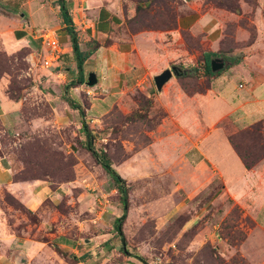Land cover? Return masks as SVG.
<instances>
[{"label": "rangeland", "instance_id": "obj_1", "mask_svg": "<svg viewBox=\"0 0 264 264\" xmlns=\"http://www.w3.org/2000/svg\"><path fill=\"white\" fill-rule=\"evenodd\" d=\"M146 1H118L124 18L116 32L124 36L161 33L165 37L158 47L167 59L154 63L140 86L127 90L119 100L114 97L105 107L99 100L106 89H90L92 86L85 84L88 72L83 84L79 78L71 80L73 72L66 68L72 67L75 55L61 59L60 69L53 70L43 65L45 50L39 40L31 39L30 46L22 44L13 53L2 46L1 35L12 31L7 16L23 18L13 11L24 14L36 31H46L53 22L61 24L63 20L55 3L43 0L45 7L39 9L41 0H0V85L19 107L11 129L0 125V156L9 160L16 182L48 186L36 212L10 189L0 187V220L10 232L37 240H53L50 234L61 231L70 237V243L80 242L82 249L87 244L84 239L102 231L109 237L104 250L113 252L107 264H121L125 258L132 264H264V253L255 249L259 242L264 246V238L259 241V236H254L256 224L223 194L220 180L215 178L202 190L190 188L188 183L195 174L189 171L191 177H186L176 172L177 167L167 169L158 144H153L167 117L161 104L164 88L157 91L153 77L172 65L188 74L177 80L185 92L228 89L227 95L235 102L217 99L204 105L203 128H210L231 106L240 115L239 126L264 116V80L257 78L264 77V0H234L237 12L199 0L204 3L202 11L213 13L218 20L215 50L203 32L180 29L178 22L174 29L145 26L148 22L161 27L164 24L153 20L159 15L166 19L170 13L178 21L191 13L186 3L195 0ZM138 2L143 6L149 3V10L137 13ZM56 34L61 41L66 39L64 30H56ZM142 38L138 36L137 42L145 45ZM77 39L85 49L84 40ZM70 42L72 46L71 38ZM205 51L216 52L228 65L219 74H204ZM251 74L257 78L254 86L249 85ZM66 85L76 89H65ZM249 89L253 90L249 93ZM188 120L184 118L186 123ZM83 125L92 135L94 148L106 152L125 181L128 208L120 233L114 225L123 214L120 194L86 147L89 137ZM219 126L225 134L236 129L229 120ZM221 128L215 127L210 138H219ZM12 197L19 201L18 206L11 204ZM253 197L264 198V185ZM69 256L70 264L74 261Z\"/></svg>", "mask_w": 264, "mask_h": 264}, {"label": "crops", "instance_id": "obj_2", "mask_svg": "<svg viewBox=\"0 0 264 264\" xmlns=\"http://www.w3.org/2000/svg\"><path fill=\"white\" fill-rule=\"evenodd\" d=\"M50 1L55 3L58 12L60 10L58 0ZM118 1L65 0L72 19V26L75 31L79 32L77 37L80 36L84 40L83 44H86L85 49H82L80 43V50L85 51L91 48L92 41L99 43L92 54L84 60L82 70L78 69L76 58L72 62V67L66 69L73 72L71 80L79 78L82 81L85 73L94 72L97 83L89 88L106 89L104 97L99 100L105 107L108 106V102L119 100L127 90L140 86L147 79L154 63H158L162 58L167 59V56H163L162 49L158 47L162 38L165 37L161 33L148 31L124 36L116 32V27L122 23L124 18L123 12L119 11ZM191 2V5L186 3L191 13L180 17L177 21L178 26L180 29L190 30L193 34L203 32L205 39L210 41V47L215 50L214 47L218 39L216 35L218 20L213 13L202 11L203 2L199 0ZM43 6L45 7L41 0L39 9H42ZM22 15L21 20L7 16L12 31L7 36L1 35L3 48L7 52L13 53L22 44L28 43L30 46L31 39H36L39 40L46 54V47L40 38L43 31H36V28L31 27L32 23L26 21L24 14ZM52 25V28L49 29L54 30L55 33L56 30H64L66 33L65 40L61 41L58 37L62 53L50 66L54 70L60 69L61 59L74 55V53L64 21L61 19V24L53 22ZM138 36H143L142 40L145 41V45L137 42ZM106 39L110 41L105 42ZM87 42L89 43L87 44ZM50 67L48 66V68ZM60 73V71L57 72V76L61 75ZM257 78L264 80L262 75ZM257 78L251 74L248 79L249 85L254 86V81ZM177 80H179L178 76L163 85L161 104L167 117L162 121L158 131L159 135L153 144H158V153L167 164V169L173 170L174 167H177L176 172L179 175L185 174L186 177H191L189 171L195 174L191 177L192 181L188 183L190 188L202 190L215 178L219 179L223 194L230 197L234 204L242 209L243 214L250 216L256 224L254 236L256 238L259 236L260 241L261 238H264V198L260 200L253 197V194L264 185V158L251 169H246L219 123L229 120L236 129H242L259 120H264V116L258 119L253 118L248 123L239 126L240 115L236 113V107L231 106L230 111L218 117L210 128H203L201 124L203 119L200 117L204 105L216 102L217 99L235 104L233 98L227 95L229 90L208 89L205 93L188 94L180 88ZM68 85L65 86V89L69 87ZM72 87L74 86H70L68 89H76ZM240 87L243 86L240 85ZM252 90L249 89L248 92L250 93ZM114 97L116 98L113 99ZM18 108V103L8 99L3 91V86L0 85V125L4 130L11 129L13 122L18 119ZM197 111H199V117ZM258 111L259 109H256V112ZM187 117L189 120L186 123L184 118ZM215 127L221 128L220 137L210 138ZM205 140L207 141L205 142ZM0 187L10 189L32 212L38 210L43 201L42 192L48 188L47 185L38 182L14 181L13 171L6 156H0ZM21 195H26V197L23 199ZM50 235L53 236V240L49 241L18 235L7 230L5 224L0 220V264H69L67 262L71 258L69 255L74 261L70 264H107L106 262L111 260L113 252L104 250V242L109 237L102 231L93 233L89 239H84L87 242L84 249L76 240L70 243V237L68 238L61 231L57 230L56 233ZM100 244H103L102 248H99ZM57 249L67 255L63 256ZM255 249L260 254L264 253V246L261 242ZM80 254L82 256H79ZM125 260L127 259H123L120 263L132 264Z\"/></svg>", "mask_w": 264, "mask_h": 264}, {"label": "trees", "instance_id": "obj_3", "mask_svg": "<svg viewBox=\"0 0 264 264\" xmlns=\"http://www.w3.org/2000/svg\"><path fill=\"white\" fill-rule=\"evenodd\" d=\"M152 2L153 0H147ZM146 1V2H147ZM214 3L216 6L219 7H227L231 9L232 11H239V6L237 4V1L234 0H207ZM59 5L60 12L63 16V21L65 23V28L68 31V34L70 35L71 41H72V50L76 58L77 67L79 70H82L83 62L86 58H88L93 50L99 46V43L96 41H92L91 48H89L86 51H82L79 48L77 35L72 27V19L69 15V11L65 5V0H58L57 1ZM149 3H145L146 6H143L142 2H138L136 6L137 13L138 12H146L148 11ZM161 18V20H159ZM154 19V18H153ZM153 21L160 22L161 27L152 26L153 24L146 22L145 26L155 29H174L177 26V20L175 15L171 14L166 16V19H162L160 15L156 17ZM151 25V26H150ZM217 53L214 51H205L203 53V60H204V71L203 73L206 75H214V72H211L210 70V60L213 57H216ZM237 59L233 61L236 62ZM228 65V64H227ZM226 67V66H225ZM220 72L217 71V74ZM187 73H181L178 76V79H182L183 77L187 76ZM84 81L82 80L81 83ZM185 90V89H183ZM186 91V90H185ZM196 91L188 92L189 94H193ZM200 92V91H199ZM69 103H71L70 99H68ZM72 104V103H71ZM76 106V105H73ZM84 131L87 133V139L86 147L91 151L93 156L95 157L96 161L101 165V167L105 170V172L113 179L114 183L116 184V188L120 194V202L122 205L123 214L120 218H117L114 221L115 230L118 232V227L122 221V219L125 217L127 208H128V196H127V187L125 185L124 179L118 174V172L112 167L111 161L108 158L105 151H98L94 148L92 140H91V134L88 131L86 125H83ZM226 138L231 144L234 151L237 153L239 158L241 159L243 165L246 169H251L254 167L260 160L264 158V120H259L255 123H252L246 128L242 129H235L234 132H226ZM13 180L17 181V178L13 175ZM11 204L14 206L19 205V201L14 199L12 197Z\"/></svg>", "mask_w": 264, "mask_h": 264}, {"label": "water", "instance_id": "obj_4", "mask_svg": "<svg viewBox=\"0 0 264 264\" xmlns=\"http://www.w3.org/2000/svg\"><path fill=\"white\" fill-rule=\"evenodd\" d=\"M15 14H18L20 17H22L23 15L20 13H16L13 12ZM225 66H227V62L221 58V57H214L210 60V70L211 72H216L221 70L222 68H224ZM181 73H183V69L176 66V65H172L170 68H166L164 69L162 72L154 75L153 77V81L156 87L157 91H160L163 87V85L165 83H167L172 76H179ZM81 80V79H80ZM97 83V78L94 72H90L87 75V79L85 84L87 86H94ZM121 229H120V225L118 227V232L120 233ZM123 248H125L124 243H122Z\"/></svg>", "mask_w": 264, "mask_h": 264}, {"label": "built area", "instance_id": "obj_5", "mask_svg": "<svg viewBox=\"0 0 264 264\" xmlns=\"http://www.w3.org/2000/svg\"><path fill=\"white\" fill-rule=\"evenodd\" d=\"M40 38L47 50V53L43 56V65L48 67L59 58L62 48L54 30L43 31Z\"/></svg>", "mask_w": 264, "mask_h": 264}]
</instances>
